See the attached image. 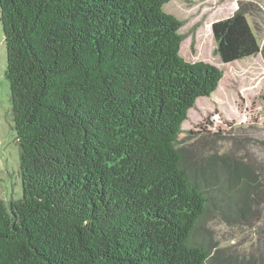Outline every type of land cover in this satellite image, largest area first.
Wrapping results in <instances>:
<instances>
[{
    "label": "trees",
    "instance_id": "1",
    "mask_svg": "<svg viewBox=\"0 0 264 264\" xmlns=\"http://www.w3.org/2000/svg\"><path fill=\"white\" fill-rule=\"evenodd\" d=\"M168 1L0 0L22 183L0 201V264H206L192 233L232 194L214 155L193 172L177 144L223 70L180 54ZM247 12L211 24L224 63L264 54Z\"/></svg>",
    "mask_w": 264,
    "mask_h": 264
},
{
    "label": "rangeland",
    "instance_id": "2",
    "mask_svg": "<svg viewBox=\"0 0 264 264\" xmlns=\"http://www.w3.org/2000/svg\"><path fill=\"white\" fill-rule=\"evenodd\" d=\"M244 1L248 21L264 48V0ZM237 7L238 0H169L163 6L183 21L180 54L223 70L216 91L199 97L188 111L177 144L193 172L214 155L213 172L207 177L218 178L232 194L220 202L221 208L210 204L192 233L194 242L208 248L206 264H264V54L224 63L215 51L211 29L213 21ZM6 63L0 22V201L4 202L22 197ZM244 184L251 198L244 197Z\"/></svg>",
    "mask_w": 264,
    "mask_h": 264
}]
</instances>
